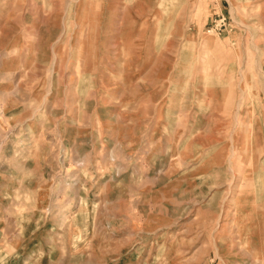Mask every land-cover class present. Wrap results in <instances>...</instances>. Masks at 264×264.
I'll return each mask as SVG.
<instances>
[{
    "label": "rangeland",
    "instance_id": "374dc122",
    "mask_svg": "<svg viewBox=\"0 0 264 264\" xmlns=\"http://www.w3.org/2000/svg\"><path fill=\"white\" fill-rule=\"evenodd\" d=\"M20 1L0 46V264H264V0H162L190 36L148 74L79 41L95 0Z\"/></svg>",
    "mask_w": 264,
    "mask_h": 264
},
{
    "label": "crops",
    "instance_id": "0c3cea01",
    "mask_svg": "<svg viewBox=\"0 0 264 264\" xmlns=\"http://www.w3.org/2000/svg\"><path fill=\"white\" fill-rule=\"evenodd\" d=\"M93 8L102 12L95 18L96 23L93 25L95 28L99 25L100 29L97 30L98 32L93 30L91 34H87L90 37H85L84 33H79L78 37L81 42L97 43L98 50L93 45V50L98 53L96 56H101L102 48L106 50L104 52H107L110 58L119 57L123 53L121 55L125 59L121 65L126 71L132 73L148 74L153 69L165 67L175 69L176 66L173 65L171 59L172 54L177 50L175 43H180L182 38L190 36L182 34L185 20L181 17L180 4L176 17L174 14L173 17L172 15L166 17L165 4L162 0H141L139 2L122 0L121 3L109 1L105 6L99 5L98 0H95ZM20 10V0H0L1 48L5 47L4 42H8L13 43L14 50V43L20 38ZM103 12L106 14L103 15ZM103 18L107 21V26L104 28L101 27ZM79 25L81 24L78 23V30ZM80 30L84 32V28ZM190 39L191 37L187 40ZM93 56H95L94 53ZM134 57H139L141 60L135 61ZM113 101L111 105L116 106L122 100ZM130 102L128 105L140 106V108L130 110L131 119L147 123L149 118L147 99L139 98ZM133 115L134 118H132ZM141 133L137 138L143 139L147 135V132Z\"/></svg>",
    "mask_w": 264,
    "mask_h": 264
}]
</instances>
